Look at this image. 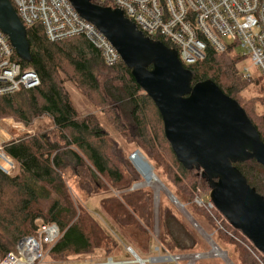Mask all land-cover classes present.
Here are the masks:
<instances>
[{
    "label": "trees",
    "instance_id": "trees-1",
    "mask_svg": "<svg viewBox=\"0 0 264 264\" xmlns=\"http://www.w3.org/2000/svg\"><path fill=\"white\" fill-rule=\"evenodd\" d=\"M93 2L98 4L95 0ZM100 5L104 6L105 4ZM26 37L30 47L31 61L25 62L15 53L13 58L21 67H31L38 75L40 83L32 89H20L15 93L0 96V117L1 115H11L28 121L24 113L30 112L33 114L32 116L47 115L53 126L59 131L62 144L51 140L48 136H41L11 140L3 145L4 151L18 162L20 176L10 179L0 170V254L4 255L11 250L22 236L36 235L42 224H55L61 233L60 238L48 251L53 258L86 254L93 248L99 247L101 241H105L104 244L102 243V247L109 252L107 247L108 241H110L109 236L89 212L80 210L77 217L71 220L67 218L68 210L59 208V202H63L64 199V183L61 178L63 169L68 167L74 175L85 179L82 180V183L80 180L78 182L81 191L90 187L92 189V185L100 188L98 176H104L107 182L116 187V190H121L118 197L110 196L102 200L101 209L111 211L112 213H109L112 219L120 229H124V232L127 227L140 228L138 224L140 220L148 222L151 208L150 210L146 209L145 196L141 190L127 191L126 188H130L133 182L126 178L119 168L112 165L107 155L101 151L106 133L100 124L90 115L82 119L77 117L76 109L63 90L62 81L55 77L59 59L67 61L79 74L81 83L92 90L99 89L98 77L102 75L105 78L104 93L112 96L115 102H122L138 131L135 135H131L132 139H136L140 146H144L148 150V153H151L149 152L152 147L151 143L156 144L158 139L155 131L151 134L147 131L148 117L144 109L146 100L153 101L146 94H139L143 90L136 84L130 70L122 61L114 67H107L103 63L100 52L84 37L76 36L63 41L49 42L39 23L26 28ZM153 39L160 40L169 47L172 46L162 37ZM231 51V46L221 53L208 48L203 60L186 66V68L192 72V83L211 79L226 95L236 100L245 111V107L239 103L235 94L242 89V83L251 82L252 78H242L240 69L237 67L242 57ZM117 70L121 72V76L117 78L120 86L113 84L115 77L107 74L108 71L118 73ZM156 109L157 118L161 120ZM245 113L264 142L262 119L256 116L255 111L253 114L256 120L251 119L246 111ZM161 135L163 139L164 133L161 132ZM173 163L180 173V177L174 178L177 181V184L175 183L176 199L179 202H190L199 192L197 191L198 185H208L202 179L199 171L194 168L187 170L177 160H173ZM235 166L244 175L248 184L264 197L263 167L254 160L236 163ZM132 170L137 174L133 167ZM6 186L16 189L18 195L10 197L5 192ZM48 189L56 193V198L47 211L42 213L43 209L39 206L34 208V205L39 200L48 199ZM109 204L111 205L109 206ZM190 205L188 211L191 215L203 218V212L195 204L191 203ZM212 210L221 217V221L230 230L245 239L239 231L229 225L215 208ZM37 217L42 218L43 221L33 225L32 221ZM160 218L163 239H168L169 249L191 250L195 248L194 238L180 226L169 212L163 211ZM28 223L29 226L31 225L30 228ZM220 233L217 235L219 239L223 238V233ZM186 240L189 242L188 246H186ZM254 250L259 255L261 262L259 263L248 251L241 250V264H264V255L256 249ZM166 251L171 254L168 249ZM106 257L113 256L107 255Z\"/></svg>",
    "mask_w": 264,
    "mask_h": 264
},
{
    "label": "rangeland",
    "instance_id": "rangeland-1",
    "mask_svg": "<svg viewBox=\"0 0 264 264\" xmlns=\"http://www.w3.org/2000/svg\"><path fill=\"white\" fill-rule=\"evenodd\" d=\"M100 2L106 5L110 4L109 0H100ZM243 51L244 49L238 45L232 47L231 52L235 55H240ZM59 60L55 77L62 81L63 90L76 109L77 117L82 119L90 115L100 124L104 133H106L101 151L107 155L112 165L119 168L124 176L133 182L130 188H126L127 191L141 190L144 193L145 207L146 209L149 208V210L151 208L152 212L150 211L148 222H142L140 220L138 223L140 228L127 227L125 228L127 230L124 232V229H120L112 219L109 213L111 211L101 209L102 200L121 194V190H116V187L112 186L110 182H107L104 176H98V181L101 184L100 188L92 185V189L91 187L86 189L83 185L85 183H83L82 185L86 190L81 191L78 182L80 180L82 183V180L85 179L74 175L72 170L66 167L61 173V178L64 183V199L63 202H59V208H66L68 210L67 218L71 220L77 217L80 210L89 212L109 236L110 241H108L109 244L107 246L109 252L105 251L106 248L102 247V243L104 244L105 241H101L99 247L93 248L83 255H71L56 259L48 252L46 257L36 264H60L61 261L88 258L104 259L107 255L113 256L115 261L134 260L128 251V247H132L141 259L148 260L146 264H164L162 256L168 253L166 249L171 254L187 255L192 252L200 253L201 258L195 261V263L199 262L198 264H241V250H246L260 263L259 255L244 235L245 239L230 230L214 210H206L194 203L196 197L204 201L209 199L208 186L203 184L198 185L197 191L199 192L190 202H179L176 199L175 183L177 181L174 178L177 176L180 177V173L173 163V160L176 159L172 151H170L169 143L165 137L162 139L161 132L163 133V124L162 120L157 118L155 112L156 107L153 106V102L146 100V106L144 108L148 117L146 124H148L147 131L150 134L155 131L158 139L156 140V144L151 143V151L149 150L151 153H148V150L144 146H140L136 139H132L131 135H135L138 131L125 111L122 102H115L112 96L104 93L103 83L105 82V78L102 75L98 77L99 89L92 90L87 85L81 83L82 80L79 74L74 71L67 61L63 59ZM237 67L238 69H246L252 76V81L245 82V84L242 83L243 87L235 94V97L245 107V111L249 114V117L254 120H256L253 114L255 111L256 116L262 119L263 124L261 127L264 129V79L247 57L242 58L237 64ZM107 74L114 76L115 80L113 79V84L120 86L119 79L117 81V78L121 76V72L111 73L108 71ZM143 93V91L139 92V94ZM24 115L28 118V121L20 120L11 115H1L0 144L2 146L11 140L39 138L41 136H48L51 140L62 144L59 138L60 133L53 126L50 117L44 114L32 116L33 114L30 112L28 114L24 113ZM135 151H139L148 162L155 176L154 178L157 181L145 184L144 177L133 172L132 167L134 168V166L129 156ZM16 169L12 174L7 175L10 179L20 176L19 164ZM5 192L12 198L16 194L18 195L17 190L9 186H6ZM48 194L47 200H39L34 205V208L39 206L43 209L41 211L42 213L47 211L56 198V193L53 190L48 189ZM191 203L195 204L203 212V218L191 215L188 211ZM163 211L169 212L180 226L194 238L196 243L194 249H169L170 243L168 239H163L162 220L160 218ZM135 218L137 219V217ZM41 221L43 219L37 217L32 221V224L37 225ZM194 223H197V226ZM220 232L223 233V238L219 239L217 235L221 234ZM210 240L216 243L223 254H218V252L212 250ZM188 245L189 242L186 240V246ZM2 255L0 254V256Z\"/></svg>",
    "mask_w": 264,
    "mask_h": 264
},
{
    "label": "water",
    "instance_id": "water-1",
    "mask_svg": "<svg viewBox=\"0 0 264 264\" xmlns=\"http://www.w3.org/2000/svg\"><path fill=\"white\" fill-rule=\"evenodd\" d=\"M69 2L113 45L153 101L176 160L200 172L214 208L264 255V197L235 166L254 160L264 169V142L244 109L211 79L192 83V72L177 51L144 36L119 9L92 0ZM0 30L16 55L30 62L26 28L9 0H0ZM134 257L140 264L148 262Z\"/></svg>",
    "mask_w": 264,
    "mask_h": 264
},
{
    "label": "built area",
    "instance_id": "built-area-1",
    "mask_svg": "<svg viewBox=\"0 0 264 264\" xmlns=\"http://www.w3.org/2000/svg\"><path fill=\"white\" fill-rule=\"evenodd\" d=\"M22 25L27 28L39 23L49 42H58L76 36L84 37L101 54L103 63L111 68L120 63L121 57L107 38L90 22L82 18L69 0H9ZM94 0H92L93 2ZM99 5L100 0H95ZM111 8L119 9L146 37H162L177 51L183 66L192 65L205 58L206 50L224 52L228 46H240L242 58H249L264 79V0H109ZM14 48L0 30V96L20 89H32L39 85V78L31 67H21L14 60ZM16 54V53H15ZM242 78H252L246 69H240ZM138 154L143 166L151 167L139 151L129 158L138 174L143 177L138 163L132 156ZM18 162L10 157L0 144V170L12 174ZM144 179V178H143ZM194 203L206 210L214 208L210 199H194ZM197 226V223H194ZM55 224H42L36 235L19 238L13 248L0 257V264H36L41 262L49 249L60 238ZM212 250L219 247L210 240ZM134 260L115 261L104 259H80L61 261L60 264H140L128 247ZM137 255V254H136ZM201 254H169L162 256L164 264H194Z\"/></svg>",
    "mask_w": 264,
    "mask_h": 264
},
{
    "label": "bare ground",
    "instance_id": "bare-ground-1",
    "mask_svg": "<svg viewBox=\"0 0 264 264\" xmlns=\"http://www.w3.org/2000/svg\"><path fill=\"white\" fill-rule=\"evenodd\" d=\"M132 160L133 161H135L136 163H138V166H139V169L141 170V172H142V175H143V177H144V179H145V184H150V183H152L153 181H157L155 178H153L152 176H151V174H150V172H149V170H148V167L147 166H143V164H141V162H140V159H141V157H140V155H138V154H135V155H133L132 157ZM155 183V182H154ZM177 203V202H176ZM179 204V203H178ZM215 252H218V250H214ZM223 254V253H222Z\"/></svg>",
    "mask_w": 264,
    "mask_h": 264
}]
</instances>
